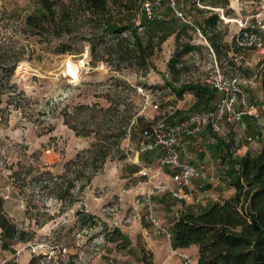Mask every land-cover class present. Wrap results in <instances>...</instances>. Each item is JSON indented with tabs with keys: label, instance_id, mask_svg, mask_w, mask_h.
Segmentation results:
<instances>
[{
	"label": "rangeland",
	"instance_id": "374dc122",
	"mask_svg": "<svg viewBox=\"0 0 264 264\" xmlns=\"http://www.w3.org/2000/svg\"><path fill=\"white\" fill-rule=\"evenodd\" d=\"M40 1L0 0V33L13 35L19 17L35 13ZM139 1L109 0L106 16L131 23L150 41L153 54L147 70L135 66L116 71L103 59L94 61L89 39L100 34L102 27L98 19L90 23L82 13H77L72 26L75 38L68 44L69 53L53 52L58 43L48 36L44 41L20 38L27 45V56L15 70L13 83L26 99L19 102L15 97L13 105H21L20 109L6 103L0 106V196L24 238L6 240L0 264H28L34 257L35 264H138L143 256L151 257L145 234H152V227L144 218L142 203L147 193L168 185L169 180L142 174L156 155L138 154L141 135L162 119L176 123L199 111L194 109L193 93L177 97L165 80L176 79V87L202 84L217 66L231 74L236 67L231 50L235 49L236 20L257 13L262 0H230L227 6L223 0H200L199 4L177 0L194 24L180 22L165 8L163 21L176 29L161 45L158 40L168 28L150 27L139 18ZM212 14L219 15L214 30L204 23ZM211 38L220 52L214 47V53L209 50ZM185 45L196 48L183 54ZM98 57H102L99 52ZM247 59L244 74L258 71L261 56L251 51ZM173 61L180 73L170 69ZM69 62L81 67L78 78L66 73ZM258 84L264 88L261 80ZM66 113L71 123H66ZM98 135L105 139L103 150L83 154L73 163ZM233 148L222 152V157L231 153L234 157ZM103 152L105 163L97 160ZM226 160L218 162L216 175H224ZM95 162L102 165L97 171ZM16 171L19 175L13 180ZM160 196L155 199L157 206ZM172 202L158 206L161 223L171 224ZM167 244L170 248L168 239Z\"/></svg>",
	"mask_w": 264,
	"mask_h": 264
},
{
	"label": "trees",
	"instance_id": "16d2710c",
	"mask_svg": "<svg viewBox=\"0 0 264 264\" xmlns=\"http://www.w3.org/2000/svg\"><path fill=\"white\" fill-rule=\"evenodd\" d=\"M229 1L223 0L222 5L227 6ZM213 4L216 6L219 3ZM108 6L109 0H73L70 3H63L60 0H41L40 7L35 13L19 17L13 35L0 33V106L4 103L12 106L16 96L19 102L26 99L23 91L19 90L17 93L18 87L13 83L15 70L27 56V45L20 41V38L24 40L37 38L44 41L43 38L48 36L53 42L58 43L53 52L56 54L69 53L72 49L68 44L75 38L72 26L77 13H82L90 23L98 19V26L102 27L100 34L89 39L94 61L98 58L103 59L116 71L135 66L147 70L150 66L149 58L153 54L150 41H145V37L131 23L122 24L108 18L106 16ZM143 20L150 24V27L167 26L168 29L158 40L160 45L176 29L171 25L173 23H166L169 22L167 20ZM218 20L219 15L212 14L205 18L204 23L214 30ZM108 37L114 41L108 40ZM210 40L215 51L220 52L221 49L216 41L212 38ZM185 46L183 54L196 48ZM98 52L102 57H98ZM170 69L173 72L176 71V61H173ZM176 72L180 73L179 70ZM262 77L264 81V72ZM174 81L176 79L165 80V83L177 97H183L187 92H191L197 98L194 109L199 111L213 109L212 101L216 96L215 90L203 83H184L176 87ZM13 107L22 108L21 105H13ZM66 115V123H71L70 115L68 113ZM104 144L105 139L98 135L91 147L79 153L73 163L83 154L92 156L102 151ZM227 148L230 152V146ZM106 158L103 152L97 160L105 163ZM224 160L229 165L225 173L226 177L231 180V186L235 190L234 194L222 203H214L202 213L181 212L174 224L175 234L172 246L174 249H187L196 245L199 252L197 264H264V146L256 156L246 154L234 159L231 153V155L224 156ZM101 166H97L95 162L93 168L97 171ZM138 171L137 168L135 172ZM18 175L19 172L16 171L11 177L15 180ZM4 205L5 200L0 196V227L4 231L5 239L23 240V233L8 216ZM34 259L35 257L28 264H35ZM142 260L144 264H154L152 256H143Z\"/></svg>",
	"mask_w": 264,
	"mask_h": 264
},
{
	"label": "built area",
	"instance_id": "2783aa9c",
	"mask_svg": "<svg viewBox=\"0 0 264 264\" xmlns=\"http://www.w3.org/2000/svg\"><path fill=\"white\" fill-rule=\"evenodd\" d=\"M196 1L199 4L200 0ZM165 8L180 22L193 26L177 0H140L137 12L139 18L147 21H161L164 20ZM236 21L238 30L232 45L235 49L254 51L260 55L262 61L259 70L251 76L242 77L227 75L217 66V69L210 72L203 83L220 95L218 103L212 110L194 112L176 123H169L166 119H162L144 129L138 144V154H156L155 161L143 167L141 172L144 176L152 179L160 177L165 168L172 170L166 178L169 184L156 187L155 190L147 193L142 203L146 222L156 234L164 235L171 245L172 233L169 227L159 221L155 211L157 207L155 199L159 194L167 193L173 199L187 205L208 206L212 202L219 201V194L212 187H208L203 182L196 184V181L202 177V173L196 166L181 158V144L186 139L197 137L207 130L219 134L223 131L225 122H231L229 124L236 127L238 131H244L247 129L244 116L255 115L253 105L242 97V91L244 85L254 84L264 72V0L261 1L257 13L238 18ZM197 33L204 38V32L201 29L197 28ZM207 45L214 53L211 45L209 43ZM239 104L241 108L237 107ZM249 141H251L250 138ZM5 243L4 231L0 227V249ZM181 256L186 264L194 263L191 257Z\"/></svg>",
	"mask_w": 264,
	"mask_h": 264
},
{
	"label": "crops",
	"instance_id": "0c3cea01",
	"mask_svg": "<svg viewBox=\"0 0 264 264\" xmlns=\"http://www.w3.org/2000/svg\"><path fill=\"white\" fill-rule=\"evenodd\" d=\"M236 32L237 30H235V33ZM231 50L233 53L232 57H235L237 61L233 58V60H235L236 63L233 64L236 67L233 68L234 71L231 74H227V75H233V76L238 75L242 77H248L253 75L255 72L251 74L249 73V75L244 74V71H246L248 68L245 67L246 66L245 64H249V60L247 59V53L251 51L233 49L232 47ZM233 50H235V53ZM239 65L241 67H239ZM238 68L240 70L242 69L243 70L240 71ZM259 80H261V83L264 84L263 77L261 76L259 79L255 81L254 84L244 85L243 87L242 97L244 99H247L249 103L253 105L254 107L253 112L255 113V115L247 114L244 116V122L247 125L246 130L238 131L236 127L235 129L232 128L233 125L229 124L231 122H225L223 131L221 133L214 134L210 130H207L203 134L197 137L186 139L181 144L180 147L181 158L184 161H187L193 164L194 166H196L202 173V177L196 181V184L203 182L206 183L208 187H212L214 191L219 194V201L217 202L220 203L230 198L235 192L234 188L231 186L230 178L226 177V173H224L223 176L220 174L216 175V171L219 172L218 162H221L222 159L224 158L222 157V152H226V151L228 152L227 147L229 146L230 149L232 150L233 144L235 143V149L233 148L235 158H241L246 154L256 156L257 154L260 153V151L264 146V88L258 84ZM219 98L220 95L216 92L215 99L212 101L213 108L218 103ZM194 102L196 103L197 99H194ZM237 107L241 108L240 104ZM233 131H235V133H233ZM249 138L251 139V141H249ZM220 156L222 159L220 158ZM225 164L227 165L224 169L226 171L229 165L225 162L223 166H225ZM170 173H172V170L169 168H165L162 174L160 175V177H156L152 179L164 180L165 177L166 180L167 175ZM166 194L167 193H164L161 196L158 195L160 196L158 202L160 206L164 205V202L165 203L172 201L175 202V206L172 207L174 211L172 215L173 220L171 224L167 225L162 220L164 222V223L162 222V224L165 225L166 227H169L170 231L172 230L171 232L172 240L175 234L174 224L181 212L190 211L194 213H202L204 210L208 209L214 203H217V202H212L208 206H203L201 204L187 205L184 204L183 202L173 199L172 197ZM167 197L171 198L172 200L168 199ZM158 206L156 207L155 211L157 217L160 218L161 220L163 219V217H161L162 213L159 212V210H157ZM145 236H146L145 248L148 252H150L154 264H186L185 259L181 255L191 257L194 261L193 264L198 263L199 252H198V247L196 245H193L187 249H174L173 246L170 244V248H169L167 244V238L164 235L156 234L153 228H152V234L146 233ZM138 264H144L143 260L141 259L140 263Z\"/></svg>",
	"mask_w": 264,
	"mask_h": 264
},
{
	"label": "bare ground",
	"instance_id": "6f19581e",
	"mask_svg": "<svg viewBox=\"0 0 264 264\" xmlns=\"http://www.w3.org/2000/svg\"><path fill=\"white\" fill-rule=\"evenodd\" d=\"M66 73L71 77L78 78L81 74V67L79 65H75L72 62H69L66 68Z\"/></svg>",
	"mask_w": 264,
	"mask_h": 264
}]
</instances>
